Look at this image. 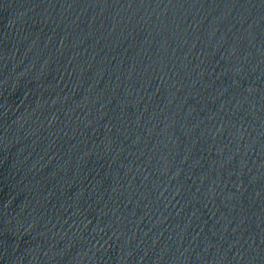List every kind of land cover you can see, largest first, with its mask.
Masks as SVG:
<instances>
[{
  "label": "water",
  "instance_id": "1",
  "mask_svg": "<svg viewBox=\"0 0 264 264\" xmlns=\"http://www.w3.org/2000/svg\"><path fill=\"white\" fill-rule=\"evenodd\" d=\"M0 264H264V0H0Z\"/></svg>",
  "mask_w": 264,
  "mask_h": 264
}]
</instances>
